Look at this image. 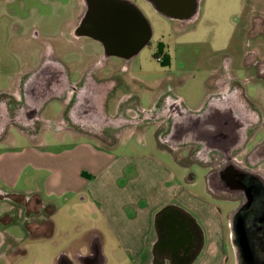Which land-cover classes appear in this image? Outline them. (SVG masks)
<instances>
[{
    "label": "rangeland",
    "instance_id": "obj_1",
    "mask_svg": "<svg viewBox=\"0 0 264 264\" xmlns=\"http://www.w3.org/2000/svg\"><path fill=\"white\" fill-rule=\"evenodd\" d=\"M132 2L149 21L153 38L129 62H116L127 88L116 97L128 96L125 101H130L125 104L132 109L131 115L155 112L166 94L183 101L193 112L201 109L211 76L226 63H232L236 79L264 110V81L251 80V72L245 68L251 55L264 64V34L257 33L264 24V0H201L199 15L192 22L168 19L147 0ZM83 15L81 0H0V93L13 89L28 70L38 68L48 44L73 68L76 79L75 73L88 60L74 48L78 46L86 54L103 52L102 45L92 39L74 40L72 31ZM158 53L169 57V66L156 59ZM110 75L100 73L101 77ZM117 107L112 100L110 116L117 114ZM62 112L63 105L53 102L43 111V118L58 120ZM158 125L150 121L127 128L110 147L91 137H72L60 126L50 125L43 129L47 145L42 146L46 155L40 158L44 163L39 170L27 165L29 154L23 149L25 137L21 135L25 133L11 127V141L0 145V195L40 192L45 202L55 205V232L50 238L31 239L23 225L25 210L0 198V264H58L63 256L77 261L87 254L96 230L104 239V264H143L139 255L111 236L108 217L101 210L103 206L110 211L121 209L139 196L150 206L171 196L198 214L205 245L194 264H236L230 215L238 201L213 192L210 168L185 151H170L158 137ZM56 186L71 188L65 194ZM5 214H14L16 222L3 224ZM46 216L43 212L38 221Z\"/></svg>",
    "mask_w": 264,
    "mask_h": 264
},
{
    "label": "flooded vegetation",
    "instance_id": "obj_2",
    "mask_svg": "<svg viewBox=\"0 0 264 264\" xmlns=\"http://www.w3.org/2000/svg\"><path fill=\"white\" fill-rule=\"evenodd\" d=\"M81 1L84 15L72 31L77 41L89 38L77 35L92 3V0ZM257 33L264 34V24L258 26ZM45 47L39 57L38 68L28 70L13 89L0 93V123H3L0 124V143L8 140L11 127L17 129L19 134L24 132L38 138L43 135L45 127L54 125L60 126L66 133L82 138L91 137L110 147L115 145L118 133L122 134L127 128H136L145 122L156 121L159 122L158 137L170 151H185L189 157L208 166L211 170V190L238 201L239 205L230 218H251L264 198V110L260 102L248 95L244 83L236 79L232 63H226L223 70L211 76L206 102L201 109L193 112L187 109L183 101L164 94L163 100L156 104L155 112L139 111L134 116L131 115L132 109L126 106L130 101H125L128 96L116 97L127 89L122 69L118 68L116 62L127 63L130 60L109 56L103 45L102 54H86L77 46L74 49L88 61L85 68L75 73L77 78L73 79V68L62 61L53 47L49 44ZM257 59L254 55L248 57L245 68L251 72V80L261 82L264 81V64ZM102 72L111 75L101 77ZM114 99L118 107L117 114L112 117L109 109ZM53 102L63 105L61 118L46 120L43 111ZM131 105L134 107V104ZM3 126H8L7 130H3ZM19 127L29 130L19 131ZM17 195H23L24 198L16 202L14 199ZM0 198L9 199L25 210V228L27 225L40 226L38 218L42 214L38 213L46 205L39 196L7 193L0 195ZM4 216L13 220L12 223L17 220L14 214ZM155 224L152 264H192L199 258L205 245L203 232L180 209L165 207L157 214ZM258 249L263 252V247ZM104 262L103 240L94 234L88 242L86 255L77 261L63 256L58 264ZM239 263L247 264L241 255Z\"/></svg>",
    "mask_w": 264,
    "mask_h": 264
},
{
    "label": "water",
    "instance_id": "obj_3",
    "mask_svg": "<svg viewBox=\"0 0 264 264\" xmlns=\"http://www.w3.org/2000/svg\"><path fill=\"white\" fill-rule=\"evenodd\" d=\"M147 1L162 16L182 22L194 21L201 5V0ZM77 35L100 42L109 56L131 60L150 44L153 30L141 9L131 0H92ZM251 215L247 220L241 216L235 220L230 218L237 264H240V255L247 264H264V198ZM259 247H263V252Z\"/></svg>",
    "mask_w": 264,
    "mask_h": 264
},
{
    "label": "crops",
    "instance_id": "obj_4",
    "mask_svg": "<svg viewBox=\"0 0 264 264\" xmlns=\"http://www.w3.org/2000/svg\"><path fill=\"white\" fill-rule=\"evenodd\" d=\"M68 133L72 137H74V134L70 132ZM22 136L25 137V139L23 140L24 142L23 149H25L26 151L25 153L29 154L26 160L27 165L32 166L34 169L37 170L41 169L42 163H44V161H41L40 158H44L42 156L46 155V153L42 150V146L47 145L45 139L43 138V135H40L38 138H33L32 136L25 133L22 134ZM10 141H11V137H9L7 141L0 143V145L7 144ZM13 144H15V142ZM2 156H4V154ZM104 170L105 168L103 169V171ZM103 171H101V175L102 173H104ZM79 176L81 175L79 174ZM57 188L62 190L61 193L67 194V188L69 192V188H71V186L64 188L61 187H57ZM47 193L52 194L54 193V191L47 190ZM33 195L39 196L44 205L53 203V202H45L44 199L41 197L40 192L35 193ZM136 199L139 200L136 202L130 201V203L123 204L121 209L117 208L114 211H110L105 206H103L101 210L102 213L106 214L108 217V220L107 219L106 220L109 225V232L111 236L113 238L115 237L116 239H119L121 244L125 245V248H127L129 252L135 255H139L142 259L143 264H152L151 254H152L154 242L156 240L155 225L157 226L158 224V223L155 224V216L157 213H160L162 209H164L167 206L177 207L182 211L185 217L193 220V222H195V225L203 232V236L205 240L203 225L201 222L202 220L200 219L201 220L200 221L196 216L198 214H196V212H194V210H192L189 206H185L183 202H179L175 200V198L169 196L165 200L158 202L156 205L150 206V204H148L147 202L145 203L144 200L141 199V196L137 197ZM53 206L55 205L53 204ZM96 231L98 233L95 234L99 235L101 239L104 241L102 237V233L99 232L98 230ZM139 238L141 239L140 246L137 247L136 243H138ZM130 242H132V244Z\"/></svg>",
    "mask_w": 264,
    "mask_h": 264
},
{
    "label": "trees",
    "instance_id": "obj_5",
    "mask_svg": "<svg viewBox=\"0 0 264 264\" xmlns=\"http://www.w3.org/2000/svg\"><path fill=\"white\" fill-rule=\"evenodd\" d=\"M156 59H158L162 65L164 66H169L170 65V59L168 56L163 57L161 53L156 54ZM162 60V61H161ZM24 198L23 195H17L15 196V201L20 202ZM46 213V219L43 222H40V226L38 228L32 226V225H27L26 230L28 231V234L31 239H39V238H50L55 232V224L52 220V215L56 212L55 206L49 204L46 206H42L40 208V211L38 214H43ZM1 222L5 225L10 224L13 222L11 219H7L6 216L1 218Z\"/></svg>",
    "mask_w": 264,
    "mask_h": 264
}]
</instances>
